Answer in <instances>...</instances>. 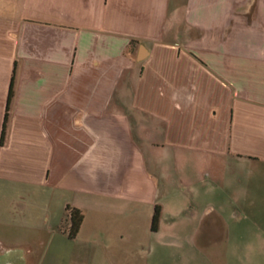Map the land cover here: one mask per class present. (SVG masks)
Wrapping results in <instances>:
<instances>
[{
  "label": "crops",
  "instance_id": "crops-1",
  "mask_svg": "<svg viewBox=\"0 0 264 264\" xmlns=\"http://www.w3.org/2000/svg\"><path fill=\"white\" fill-rule=\"evenodd\" d=\"M253 248L264 0H0V264H264Z\"/></svg>",
  "mask_w": 264,
  "mask_h": 264
},
{
  "label": "trees",
  "instance_id": "trees-1",
  "mask_svg": "<svg viewBox=\"0 0 264 264\" xmlns=\"http://www.w3.org/2000/svg\"><path fill=\"white\" fill-rule=\"evenodd\" d=\"M83 217L81 213L74 209L67 207L65 209L64 219L62 224L58 227V231L64 234L68 239L72 240L76 237L81 226ZM158 220V210L155 208L152 217V228L156 225Z\"/></svg>",
  "mask_w": 264,
  "mask_h": 264
},
{
  "label": "rangeland",
  "instance_id": "rangeland-1",
  "mask_svg": "<svg viewBox=\"0 0 264 264\" xmlns=\"http://www.w3.org/2000/svg\"><path fill=\"white\" fill-rule=\"evenodd\" d=\"M169 174V179H174V174H172V172H171V170H170V172L168 173ZM45 191V190H44ZM39 194H40V196H46V193L45 192H43V189H39ZM255 196V195H254ZM42 201V200H41ZM40 206L41 205H44L45 206V203L44 204H42V203H40L39 204ZM250 205H252L251 207H252V210H253V206L255 205V204H250ZM171 206H174V204H167V208H169L170 209V207ZM41 210V209H40ZM52 210V209H51ZM168 210V209H167ZM54 212H56V210H53ZM48 212H49V210H48ZM65 214V211L63 212V215ZM50 216V215H49ZM63 217V216H62ZM64 219V217L62 218V220ZM61 220V221H62ZM161 239V237H157L156 239H155V241H159ZM183 242V241H182ZM147 244L149 243V242H146ZM167 248H169L170 249V247H167ZM247 255H248V258H252V259H254L252 262H254L257 258L258 259H261V261L262 262H264V255L262 254V252H260V251H257L255 248H253L252 249V251H248L247 252ZM198 259H196V260H193L192 261V263L191 264H209L208 262H206V260H205V257H201V256H199V254H198ZM182 264H190V262H188V263H182ZM247 264H251L250 263V261H248V263Z\"/></svg>",
  "mask_w": 264,
  "mask_h": 264
}]
</instances>
